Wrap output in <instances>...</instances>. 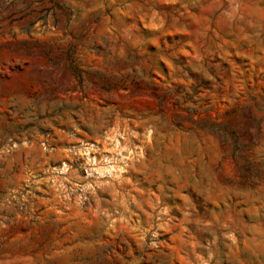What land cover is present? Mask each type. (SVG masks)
Here are the masks:
<instances>
[{
  "label": "rangeland",
  "instance_id": "rangeland-1",
  "mask_svg": "<svg viewBox=\"0 0 264 264\" xmlns=\"http://www.w3.org/2000/svg\"><path fill=\"white\" fill-rule=\"evenodd\" d=\"M0 264H264V0H0Z\"/></svg>",
  "mask_w": 264,
  "mask_h": 264
},
{
  "label": "trees",
  "instance_id": "trees-1",
  "mask_svg": "<svg viewBox=\"0 0 264 264\" xmlns=\"http://www.w3.org/2000/svg\"><path fill=\"white\" fill-rule=\"evenodd\" d=\"M72 49L73 47L69 48L67 51V56H70V59L72 60ZM44 54L46 55V57L48 58L49 61L56 63L57 61L53 58V56L51 55V50L50 49H43ZM74 74L75 76H77L78 78H80V72L78 70H74ZM139 87V86H138Z\"/></svg>",
  "mask_w": 264,
  "mask_h": 264
}]
</instances>
